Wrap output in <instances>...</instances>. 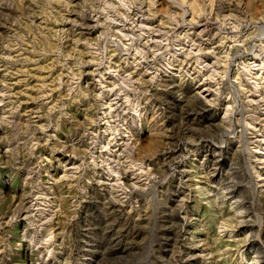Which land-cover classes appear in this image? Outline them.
<instances>
[{
    "label": "rangeland",
    "instance_id": "rangeland-1",
    "mask_svg": "<svg viewBox=\"0 0 264 264\" xmlns=\"http://www.w3.org/2000/svg\"><path fill=\"white\" fill-rule=\"evenodd\" d=\"M263 94L264 0H0V264H264Z\"/></svg>",
    "mask_w": 264,
    "mask_h": 264
},
{
    "label": "bare ground",
    "instance_id": "bare-ground-1",
    "mask_svg": "<svg viewBox=\"0 0 264 264\" xmlns=\"http://www.w3.org/2000/svg\"><path fill=\"white\" fill-rule=\"evenodd\" d=\"M262 64H263V63H262ZM261 92H262V91H261ZM260 95H261V94H260ZM263 95H264V94H263ZM263 95H262V96H263ZM252 99H253V98H252ZM263 99H264V97H263L262 99L260 98L259 102H261V103L264 104ZM252 101H253V100H252ZM255 102H256V100H255ZM259 109H260V108H259ZM260 120H261V119H260ZM257 124H258V123H257ZM257 124H256V125H257ZM258 125H260V123H259ZM255 128H256V127H255ZM258 130L262 132V133H261V132H260V133H261V135L263 134V137H264V130H261V129H258ZM255 133H257V132H255ZM256 135L259 136V134H256ZM115 137H116V136H115ZM263 139H264V138H263ZM253 140H254V139H253ZM123 145H124V144H123ZM146 173H147V172H146ZM104 205H105V204H104ZM104 212H105V211H104ZM110 219H111V218H110ZM132 239H133V238H132ZM114 251H115V250H114ZM112 254H113V253H112Z\"/></svg>",
    "mask_w": 264,
    "mask_h": 264
}]
</instances>
